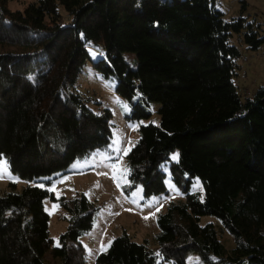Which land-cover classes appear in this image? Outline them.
<instances>
[{
	"label": "trees",
	"instance_id": "1",
	"mask_svg": "<svg viewBox=\"0 0 264 264\" xmlns=\"http://www.w3.org/2000/svg\"><path fill=\"white\" fill-rule=\"evenodd\" d=\"M11 1L0 0V159L26 184L0 191V264H84L77 239L91 227L92 204L33 184L65 174L112 138L110 111L90 109L72 90L87 43L103 49L92 68L115 81L129 121L158 105V125L140 126L125 156L123 193L140 186L144 199L166 194L162 166L176 151L168 172L182 195L156 218L155 250L122 233L95 264H187L188 255L197 257L192 264H264V76L241 99L233 82L240 53L230 43L234 35L246 49L264 43L260 25L242 15L247 4L224 18L214 0H36L18 10ZM192 178L201 201L189 193ZM46 198L65 212L56 247ZM202 216L219 220L232 249L211 224L198 225Z\"/></svg>",
	"mask_w": 264,
	"mask_h": 264
},
{
	"label": "rangeland",
	"instance_id": "2",
	"mask_svg": "<svg viewBox=\"0 0 264 264\" xmlns=\"http://www.w3.org/2000/svg\"><path fill=\"white\" fill-rule=\"evenodd\" d=\"M36 0H13L8 3L12 10H18L23 5L34 3ZM241 0H214V7L224 14V18L239 13ZM247 5L242 11L248 20L254 19L260 25V36L264 37V0H243ZM57 12L63 23L68 17L58 7ZM231 45L239 51L236 61L238 66L233 79L240 98L250 97L263 81L264 69V43L256 50L246 49L241 36L234 35ZM87 59L78 74L72 90L83 98H87L90 109L105 108L111 113L112 138L108 145L102 149L92 151L88 156L76 159L68 165L63 175H53L49 178L39 179L33 185L47 190L56 199L62 197L65 201L83 195L95 209L89 230L83 232L77 239L84 249V264H95L96 257L105 253L113 239L125 233L132 241L147 242L151 250L156 249L154 237L157 234L156 218L165 212L170 203L182 200L180 190L170 179L168 163L177 160L176 151L169 155V161L162 166L163 184L166 194L152 196L148 199L142 197V188L135 187L127 195L122 188L127 184V167L125 156L138 139V128L148 124L157 126L159 117L156 113L158 105L149 104V117L139 121H129L130 107L126 100L120 98L115 92V81L98 76L92 62L103 58L101 46L87 43L85 45ZM124 56H129L126 54ZM99 105H95L94 102ZM5 161L0 159V191L7 183L12 182L19 191L26 183L11 174ZM113 165L115 167H113ZM115 177V178H114ZM50 180L49 184L43 181ZM119 185V186H118ZM189 193L202 200L203 192L197 178H192L189 184ZM43 210L48 216L47 230L52 246H58L59 236L65 231L67 223L65 212L58 202L44 199ZM211 224L217 233L218 240L226 250L233 247L229 235L223 230L218 219L212 216H202L198 220L199 226ZM187 264L197 262L196 255H188ZM158 264H171L160 262Z\"/></svg>",
	"mask_w": 264,
	"mask_h": 264
},
{
	"label": "snow or ice",
	"instance_id": "3",
	"mask_svg": "<svg viewBox=\"0 0 264 264\" xmlns=\"http://www.w3.org/2000/svg\"><path fill=\"white\" fill-rule=\"evenodd\" d=\"M4 166H5V169H6V162H5V165H4ZM113 167H115V166L113 165ZM114 178H115V177H114ZM118 186H119V185H118Z\"/></svg>",
	"mask_w": 264,
	"mask_h": 264
}]
</instances>
